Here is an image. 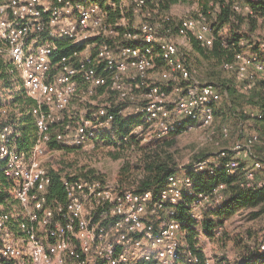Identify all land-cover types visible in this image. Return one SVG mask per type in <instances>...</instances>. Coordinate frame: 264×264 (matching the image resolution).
Instances as JSON below:
<instances>
[{
	"label": "built area",
	"instance_id": "2783aa9c",
	"mask_svg": "<svg viewBox=\"0 0 264 264\" xmlns=\"http://www.w3.org/2000/svg\"><path fill=\"white\" fill-rule=\"evenodd\" d=\"M154 1L160 0L0 3V38L28 96L37 102L33 112L38 116L37 142L28 150L12 140L15 129L0 131V174L12 180L10 198L0 201V264H211L187 242L176 205L192 196L188 211L198 218L205 207L227 199L225 185L197 193L192 173L212 169L218 158L226 157L228 174L243 172L241 187L264 185V158L256 150L260 137L251 133L221 147L214 160L199 158L182 175L176 169L158 189L139 191L73 175L62 178L65 200L49 201L51 176L42 159L46 145L52 139L70 146L95 145L100 131L113 129L118 102L127 106L119 113L141 116L136 131L163 137L181 128L206 127L209 136L215 135V110L223 93L195 74L174 40L192 36L210 47L212 27L199 12L180 17L174 37L149 20L154 15L149 2ZM65 48L72 50L61 54ZM223 67L245 82L246 91L255 80L251 67L264 77V64L244 53ZM105 89L119 101L97 103ZM79 93L90 99L84 98L88 105L72 125L65 111ZM6 112V104L0 103V115ZM219 133L217 146L230 138V126L222 124ZM15 202L20 214L13 210ZM257 247L264 253V237Z\"/></svg>",
	"mask_w": 264,
	"mask_h": 264
},
{
	"label": "trees",
	"instance_id": "16d2710c",
	"mask_svg": "<svg viewBox=\"0 0 264 264\" xmlns=\"http://www.w3.org/2000/svg\"><path fill=\"white\" fill-rule=\"evenodd\" d=\"M174 2V0H160L149 2L148 6L149 10L154 12L149 20L153 23L159 22L161 30L170 29L169 34L173 36L178 31V23L176 24L175 19L164 17L163 21L157 20L160 12H166ZM202 7V13L207 17L212 27L214 41L212 46L203 47L196 39H193V46L200 55L208 61H215L225 70L223 67L225 62H234L237 54L251 49L255 61L264 64V34L260 38L254 37L264 24V0H203ZM245 7H248L249 10L247 11ZM7 48L6 41L0 38V89L10 90L12 96L10 102L8 101L9 106L6 105L7 112L3 115L5 119L0 121V131L5 127L15 129L16 133L12 140L17 143L19 149L28 150L36 144L38 137V116L33 112L37 102L28 96L22 79L17 76L14 70ZM71 50L65 48L61 54H69ZM255 72V80L251 88L242 93L241 100L238 99L239 86L244 90L245 82L239 81V86L230 78L218 79V81L208 78L209 81L206 82L215 84L223 93V97L226 96L227 101L220 113L225 116L233 115L239 121L253 118L261 133L264 134V77L260 72L256 70ZM234 76H236L235 73ZM209 77L211 76L209 75ZM243 104L256 111L258 115L251 116V112L248 111L250 109L246 110L242 106V109L238 108V105ZM117 112L119 111L117 110ZM220 113L216 107L215 120ZM119 114L116 116L112 131L102 134V138L107 144L118 148V153L113 154L115 158H120L122 152L133 151L135 155L128 159L132 161H128L121 167L117 182L123 187L134 186L139 191L162 187L166 178L177 169L175 157L168 149L173 144L172 141L160 139L153 145H140L139 139L132 133V129L141 122V116L137 113L129 116ZM182 132H184V128L178 129L166 137H175ZM98 137L99 135H97L96 144L99 143ZM48 144L52 148H63V145H60L55 139L50 140ZM203 158L206 156L204 155ZM226 160V157L218 158V164L214 165L212 169L192 173L193 189L197 193H211L220 184L225 185L224 192L227 199L215 211L211 212L214 219L209 220L207 216L203 220L206 232L211 236L216 235L217 223L223 222L238 211L258 206L264 207V185L257 189L241 187L240 181L244 177L243 172L228 174L225 167ZM49 174L51 176V184L48 188L49 201L52 203L64 201L66 195L62 184V174L53 169L49 170ZM83 177L86 178L88 175ZM94 177L98 178V176ZM11 182L12 180L0 174L1 202L10 198ZM191 200L192 196L183 197L176 205L175 217L179 219L182 228L187 232V242L194 248L196 232L193 227L197 222L188 211V204ZM260 213V211L254 212L258 216L261 215ZM219 264L230 263L223 260ZM237 264H264V253L258 250L257 245L249 247L244 251L242 259Z\"/></svg>",
	"mask_w": 264,
	"mask_h": 264
},
{
	"label": "rangeland",
	"instance_id": "374dc122",
	"mask_svg": "<svg viewBox=\"0 0 264 264\" xmlns=\"http://www.w3.org/2000/svg\"><path fill=\"white\" fill-rule=\"evenodd\" d=\"M175 2L170 5L166 12H160L157 21H163L164 17H171L175 19L174 21L179 23L180 17L185 16H196L199 12H202L203 0H174ZM8 0H0V3H7ZM159 24V22L157 23ZM264 34V24L261 26L258 33L254 36L255 38H260ZM177 36L176 34L174 37ZM193 37L187 36H177L174 40L178 43L181 53L188 60L187 62L197 74L199 78L203 81H209L208 78H212L215 81L218 79H233L234 83L239 86V80L234 76L233 72L223 70L222 66H218L215 61H208L204 56L200 55L193 46ZM247 55H252V50L248 49L244 52ZM160 68V67H159ZM251 71L255 74V70L251 67ZM209 75L211 77H209ZM259 77V76H258ZM158 74L155 75L154 80H158ZM239 100L242 98V93L246 90H242L239 86ZM97 103H105L107 99H114V103L118 102L117 98H114L115 93L105 89L101 94ZM241 95V96H240ZM11 92L8 89H0V103H5L9 106L11 100ZM89 100V97H84L83 94L79 93L72 100V105L70 110L78 115L74 120L69 118L65 111V116L67 120L72 121V125H75L80 118V114L83 113L85 104ZM9 101V102H8ZM109 101V100H107ZM227 101L226 96H224L217 108L219 113L224 107V103ZM88 105V103H87ZM250 109L247 105H238V108ZM127 107L126 104L118 102V108L116 109V116L119 114L122 108ZM241 108V109H242ZM251 113L256 112L253 109L248 110ZM123 115L129 116L135 114V112L125 113ZM251 115V114H250ZM253 116V115H251ZM230 117V118H229ZM5 119L3 115H0V121ZM222 124H227L231 128V135L228 140L221 143V146H217L215 141L221 138L219 133V128ZM214 129L216 133L214 136H209V129L206 127H195L193 129L185 130L179 133L175 137H159L150 131L139 132L134 128L132 133L137 135L140 145L149 146L157 143L158 140H169L172 141V145L169 151L174 155L176 161V167L179 169L177 172L179 175L184 173V169L191 163H194L199 158H203L205 155L211 160H214L215 153L219 151L221 147H228L234 140L241 139L246 134L257 133L260 137V142L256 145L257 154L264 158V134L261 133L258 124L253 118L245 119L243 121L236 120L233 115L225 116L222 113L216 117L214 123ZM112 130V129H111ZM111 130H102L99 133L98 144L95 143L93 146L78 147L63 145L62 149L52 148L50 144L46 145V152L42 157L43 163L47 166L48 170H56L62 174V178L68 176L83 177L88 175V177L98 176V178L108 181L117 182L119 178V171L123 165H125L131 157H134V152H122L120 158H115L113 154L118 153V148L114 145L107 144L105 139L102 138V134L108 133ZM135 160V158H132ZM97 178V177H95ZM16 207L13 210L15 214H20V207L15 202ZM218 208L217 204L205 207L200 211V217L194 218L196 224H194L195 235V245L197 250L203 258H208L211 264H219L221 261H228L230 264H237L243 256L244 251L249 247H255L260 239L264 237V207L258 206L255 208L243 209L235 213L233 216L223 220V222L217 223L216 235L211 236L206 232L203 225V220L208 216L209 220L214 216L211 214ZM255 211H260L261 215H255ZM185 231V230H184ZM187 234V232L185 231Z\"/></svg>",
	"mask_w": 264,
	"mask_h": 264
},
{
	"label": "crops",
	"instance_id": "0c3cea01",
	"mask_svg": "<svg viewBox=\"0 0 264 264\" xmlns=\"http://www.w3.org/2000/svg\"><path fill=\"white\" fill-rule=\"evenodd\" d=\"M160 62V61H159ZM159 64H161V63H159ZM159 72H160V69H158V70H155V71H153V75H154V77H155V75L156 74H159ZM101 90V89H100ZM74 99V98H73ZM71 105H72V102H71V104L68 106V108H67V110H70V107H71ZM124 110V109H123ZM83 113H84V110H83ZM82 113V114H83ZM128 113H130V112H128ZM68 115H69V118H76L78 115H76L74 112H72L71 110L70 111H68V113H67ZM82 114H80V116L82 115Z\"/></svg>",
	"mask_w": 264,
	"mask_h": 264
}]
</instances>
